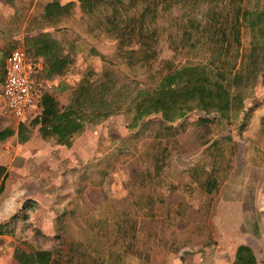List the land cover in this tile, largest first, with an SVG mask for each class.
Returning <instances> with one entry per match:
<instances>
[{"label":"rangeland","instance_id":"rangeland-1","mask_svg":"<svg viewBox=\"0 0 264 264\" xmlns=\"http://www.w3.org/2000/svg\"><path fill=\"white\" fill-rule=\"evenodd\" d=\"M53 1L74 2L70 21L60 28L38 20ZM236 2L94 0L85 12L74 0H0V27L9 42L19 43L16 49L25 50L23 39L41 32L66 55L60 80L51 85L37 77L43 93L59 82L67 85L57 96L61 109L82 81L107 79L114 94L108 100L125 107L139 93L158 90L182 67L210 65L226 56L216 63L222 68L236 54L238 63L258 35L242 24L238 34L232 28ZM250 10L264 11V0H252ZM213 14L217 20L211 21ZM28 24L32 31L23 32ZM222 29L228 54L220 49ZM27 56L38 59L31 52ZM247 94V121L243 112L229 123L215 119L202 125L196 120L207 116L195 111L185 117L191 123L179 135L165 136L159 119L130 131L129 120L118 113L99 124L82 119L83 133L73 137L72 148L38 135L39 126L32 125L38 111L27 116L19 124V138L26 140L20 143L34 141L18 153L7 178L11 191L20 188L14 193L17 202L35 200L38 210L25 216L21 207L13 215H24V222L13 218L11 234L0 235V264H41V252L51 254L52 264H212L218 256L213 236L219 199L241 200L235 215L242 214V197L248 204L256 193L254 199L264 204V72ZM6 116L0 104V131L15 126ZM210 172L222 184L214 200L200 189ZM233 249L226 250L221 264H229Z\"/></svg>","mask_w":264,"mask_h":264},{"label":"trees","instance_id":"trees-1","mask_svg":"<svg viewBox=\"0 0 264 264\" xmlns=\"http://www.w3.org/2000/svg\"><path fill=\"white\" fill-rule=\"evenodd\" d=\"M77 1L81 9L90 12L94 7V0H74ZM161 0H157L159 2ZM166 1V0H163ZM194 4L199 0H180ZM236 1V0H234ZM244 1V5H239ZM252 0H238L235 4L234 16L235 23L232 28L238 34L241 24L250 31H255L258 35L255 44L248 53H244L239 62L233 59L230 66L218 68L216 63L222 61L224 57L218 56L210 65H194L182 67L174 73H170L163 79L162 86L155 91L148 93H139L130 102L125 105H116L117 102L109 101L108 97L112 93L113 83L107 79L104 83H89L87 80L78 84L77 89L72 94V98L64 109L60 108V103L55 96L56 93L63 94L67 90V85L59 82L50 91L42 95L40 115L33 120V126H39V133L42 138H55V143L59 146L70 148L73 137H78L83 133L84 127L81 125L82 119L90 124H99L118 113L127 117L129 124L127 128L130 131H136L142 123L152 122L159 119L161 121V132L165 135L180 134L186 126L191 123L185 117L195 111H200L207 117L198 118L196 123L206 125L213 124L215 119L229 123L243 113L244 120L249 119L251 108L244 110L243 100L248 95L247 90L255 89L264 72V11L251 12L250 4ZM74 2L61 4L60 1H53L44 8L43 16L39 17L53 28H60L71 19V13ZM217 20L215 15L211 16V21ZM26 31H32L30 26ZM226 29H222V43L220 49L224 54H228L229 44L224 43ZM237 44V43H236ZM18 45L16 41H10L3 48V57L0 66H3V60L6 59L11 51H14ZM24 51L34 52L33 55L41 57L44 61V70L41 78L48 81L61 79L67 70L68 61L66 55L59 51L56 42L49 39V35L41 33L37 36L24 39ZM26 53V52H25ZM26 53V56H27ZM28 58V56H27ZM223 59V60H221ZM35 59L32 62H37ZM237 66L235 68V65ZM105 75V74H104ZM40 76V75H38ZM39 78V77H38ZM4 79V75L2 80ZM120 93L115 94L113 99L117 100ZM250 109V110H249ZM216 114L217 118H208ZM243 125V122H242ZM20 127V125H19ZM13 135V131L8 128L0 131V145L7 138ZM218 142L213 141L211 145ZM5 179V168L0 166V192L3 188ZM215 178V174L207 173L205 181L200 184V189L206 195H212L217 192L220 185ZM29 204L25 206L24 212ZM17 218L18 222H24L23 217ZM2 225L5 226L1 232ZM13 219L0 225V235L11 234L13 229ZM9 227V228H6ZM41 256V264H52L49 262L51 254L38 253ZM21 259V258H20ZM21 262L22 259H21ZM24 264V263H22ZM232 264H256L251 250L246 246H239L235 251Z\"/></svg>","mask_w":264,"mask_h":264},{"label":"crops","instance_id":"crops-1","mask_svg":"<svg viewBox=\"0 0 264 264\" xmlns=\"http://www.w3.org/2000/svg\"><path fill=\"white\" fill-rule=\"evenodd\" d=\"M0 30H1L0 41L3 43L2 45L0 43V54H1L0 62H1L2 57H3L2 56L3 48L7 46V43L9 41L7 39V35H2L3 27H0ZM22 30L23 32H25L26 28H22ZM39 34H41V32ZM5 40L7 41V43L5 42ZM33 53L34 52H32V54ZM35 58H38V59L40 58L39 60L37 59L38 60L37 62H39L42 65V68L44 70V63L41 61L42 60L41 57L36 56ZM5 60L6 59L3 60V66H0V77H1L0 78V89L2 88V83H3L2 77L4 75ZM41 73L39 75H41ZM45 82L47 84L52 83L51 85H53L54 83L53 81H48V80H45ZM50 87L48 89H50ZM60 95H61L60 93L55 94L56 97ZM35 111H38L40 115L42 111L41 105L35 109L30 110L27 116H29ZM6 115H7L6 119L13 120L15 122L16 127L13 126L10 128L13 131V135L7 138L5 141H3V143H1L0 145V166L5 168V179H4L2 191L0 192V224L7 223L10 220H12L14 218L13 215H15L18 209H20L21 207L24 208L25 206L27 207L30 204L28 201L33 203V206H35V209H32V207L30 206L28 207L27 210H35V212L38 210V202L35 200L25 199L21 203L17 202L16 196L14 193H18L20 188H17L16 186H14L13 187L14 190L11 191V181L8 180L7 178V173H9V168L11 166V163L16 159L18 153L23 148L27 149V147L34 141V139L30 137L28 139V142L25 145L24 143H20V142H26V140H21L19 138V124L23 122L27 116L23 120L17 121V120H14L10 116L8 111H6ZM38 135L42 137L40 133ZM81 137H83V135ZM76 140H74V142ZM13 145H15V147H13ZM26 155H28V153H26ZM221 187H222V184L220 188ZM220 188L216 195H209V196H212L211 198L213 200L217 199L220 196L219 194ZM257 189L255 191H257ZM255 191L253 189V192ZM254 196H256V193H253L248 204H245L243 202V197H242L243 211L240 210V213H242L240 215H235L237 214V212L234 210V208L235 207L239 208L238 205H239V202H241V200L239 202L237 201L235 202L232 198L229 199V201H227V199H223V200L219 199V203H220L219 205L221 206V213L215 219L216 224H217V232H218L216 235H219V236L218 237L216 235L213 236L214 243L218 244L217 245L218 249L216 252L218 256L214 258V261L212 264H221V259H222L221 257L223 255L226 256L229 254L226 252V250L229 249L230 247L231 248L234 247V249L231 250V253H230L231 259H230L229 264H232L234 256H235V251L237 247L239 246H246L251 250L255 258L256 264H264V217L260 215V213L264 214V212L261 210V207L264 206V204L262 203V201H259V199L261 198L254 199ZM15 217H18V216H15ZM9 218L10 220L8 221Z\"/></svg>","mask_w":264,"mask_h":264},{"label":"built area","instance_id":"built-area-1","mask_svg":"<svg viewBox=\"0 0 264 264\" xmlns=\"http://www.w3.org/2000/svg\"><path fill=\"white\" fill-rule=\"evenodd\" d=\"M42 70V65L30 61L23 49L12 51L6 58L0 104L14 120H23L30 110L41 105L43 89L37 77Z\"/></svg>","mask_w":264,"mask_h":264}]
</instances>
